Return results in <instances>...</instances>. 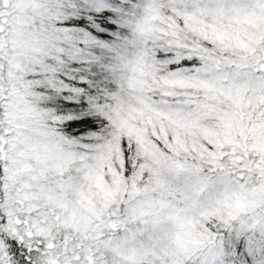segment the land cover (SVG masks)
Masks as SVG:
<instances>
[{
	"label": "snow or ice",
	"instance_id": "obj_1",
	"mask_svg": "<svg viewBox=\"0 0 264 264\" xmlns=\"http://www.w3.org/2000/svg\"><path fill=\"white\" fill-rule=\"evenodd\" d=\"M0 264H264V0H0Z\"/></svg>",
	"mask_w": 264,
	"mask_h": 264
}]
</instances>
